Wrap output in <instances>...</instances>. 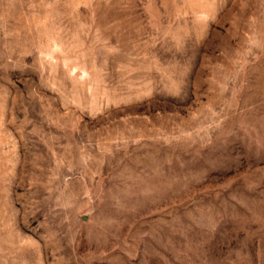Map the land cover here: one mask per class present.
Returning a JSON list of instances; mask_svg holds the SVG:
<instances>
[{
    "label": "rangeland",
    "instance_id": "374dc122",
    "mask_svg": "<svg viewBox=\"0 0 264 264\" xmlns=\"http://www.w3.org/2000/svg\"><path fill=\"white\" fill-rule=\"evenodd\" d=\"M0 264H264V0H0Z\"/></svg>",
    "mask_w": 264,
    "mask_h": 264
}]
</instances>
